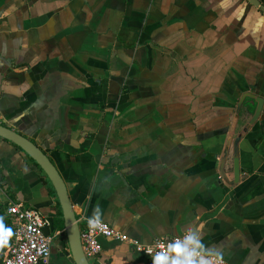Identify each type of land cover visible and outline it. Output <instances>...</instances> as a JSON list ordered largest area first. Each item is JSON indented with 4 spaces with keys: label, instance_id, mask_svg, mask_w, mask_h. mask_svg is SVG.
Returning a JSON list of instances; mask_svg holds the SVG:
<instances>
[{
    "label": "crops",
    "instance_id": "1",
    "mask_svg": "<svg viewBox=\"0 0 264 264\" xmlns=\"http://www.w3.org/2000/svg\"><path fill=\"white\" fill-rule=\"evenodd\" d=\"M246 92L264 98V13L248 0H0V124L49 157L77 220L143 244L190 233L230 264H264V112L240 143L239 183L219 174ZM254 109L247 98L234 137ZM15 203L47 218L48 264H75L47 176L0 138V261ZM101 246L106 264H154Z\"/></svg>",
    "mask_w": 264,
    "mask_h": 264
},
{
    "label": "built area",
    "instance_id": "2",
    "mask_svg": "<svg viewBox=\"0 0 264 264\" xmlns=\"http://www.w3.org/2000/svg\"><path fill=\"white\" fill-rule=\"evenodd\" d=\"M7 212L13 225L12 243L3 254L0 264H48L54 236L46 235L44 232L49 225L47 218L40 210L19 203L11 204ZM78 223L82 249L90 264H106L102 260V239L128 245L134 252L151 259L194 260L204 255L210 257L213 264H230L198 249L197 238L194 235L191 234V241H189L190 233L177 238H161L151 244H143L98 219L86 218L82 215ZM176 244H180L179 250L174 246Z\"/></svg>",
    "mask_w": 264,
    "mask_h": 264
},
{
    "label": "water",
    "instance_id": "3",
    "mask_svg": "<svg viewBox=\"0 0 264 264\" xmlns=\"http://www.w3.org/2000/svg\"><path fill=\"white\" fill-rule=\"evenodd\" d=\"M248 1L252 6H254L255 8H259V10L264 13V5H261L259 0ZM247 98L251 99L252 104L255 105L254 113L243 130L236 137H234L235 130L240 119V113ZM263 112L264 98L251 92H246L241 96L235 110L232 125L230 127L231 134L227 138L224 152L221 157V164L219 167V174L221 178L230 187L238 184L241 177L240 143L260 120ZM0 138L20 148L37 164V166L47 176L56 193L62 211L63 228L61 229L60 234H65V236L67 237L75 264H90L85 257L82 249L80 227L77 217L73 211V206L68 194L67 186L56 166L36 144L3 124H0ZM230 150H232L233 155V179L231 181H228L227 175L225 173V166ZM58 229H60V226L56 225L55 230ZM44 232L46 233V235L49 234L48 226L44 229ZM173 260L176 259L168 258L166 262L167 264H171Z\"/></svg>",
    "mask_w": 264,
    "mask_h": 264
},
{
    "label": "clouds",
    "instance_id": "4",
    "mask_svg": "<svg viewBox=\"0 0 264 264\" xmlns=\"http://www.w3.org/2000/svg\"><path fill=\"white\" fill-rule=\"evenodd\" d=\"M188 237H189V241H191V234L188 235ZM174 246L177 248V250H179V248L181 247L180 244H176ZM153 259H154V264H157V262L155 261V258ZM171 264H213V261L210 257H205L204 255H200L198 259L195 258L194 260L193 259L173 260Z\"/></svg>",
    "mask_w": 264,
    "mask_h": 264
},
{
    "label": "trees",
    "instance_id": "5",
    "mask_svg": "<svg viewBox=\"0 0 264 264\" xmlns=\"http://www.w3.org/2000/svg\"><path fill=\"white\" fill-rule=\"evenodd\" d=\"M59 213L61 214L60 210H59ZM57 225H59L61 229L63 228V221H62V219H59L57 221Z\"/></svg>",
    "mask_w": 264,
    "mask_h": 264
},
{
    "label": "rangeland",
    "instance_id": "6",
    "mask_svg": "<svg viewBox=\"0 0 264 264\" xmlns=\"http://www.w3.org/2000/svg\"><path fill=\"white\" fill-rule=\"evenodd\" d=\"M251 107H252V106H251ZM251 107H250V108H251ZM252 108H254V107H252ZM245 113H246V112H245Z\"/></svg>",
    "mask_w": 264,
    "mask_h": 264
}]
</instances>
